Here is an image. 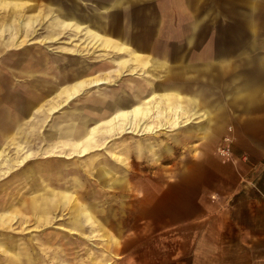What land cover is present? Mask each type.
<instances>
[{
    "label": "rangeland",
    "instance_id": "1",
    "mask_svg": "<svg viewBox=\"0 0 264 264\" xmlns=\"http://www.w3.org/2000/svg\"><path fill=\"white\" fill-rule=\"evenodd\" d=\"M35 1H38V10L48 4L45 0H31L30 3ZM60 1L64 2L65 7L78 5V13L90 11L98 15L105 13L100 6L110 0ZM10 13L17 18L26 17L23 5H2L0 29L7 26L6 19ZM106 15L107 35L130 45L149 59L163 60L173 66L188 64L201 67L209 64L214 56L223 55L226 63H212L205 75H209L208 72L213 73L215 77L220 78V82H225L227 76L234 72L233 69L227 68L228 65L231 66V63L247 57L248 53L243 51L252 46L264 47V0H122L119 5L106 11ZM51 25L57 28L55 24ZM45 26L44 23L35 24L30 28L28 32L31 39L20 34L18 37L12 36L13 46L4 43L11 35L0 31V61H6L14 54L16 58L21 52H31L36 56L30 62L34 70L45 69L43 64L40 67L36 66L35 62L37 59L41 62L45 57L48 61L46 66H51L53 61L62 66L77 59L83 62L87 73L89 66L100 67L96 71L93 70V73L110 74L112 69H117L112 68L111 61L119 54L104 51L99 47H94L88 52L85 36L78 34L74 37L70 29L62 30L65 34L53 43L31 44L34 39L45 34ZM63 70L68 72L67 68ZM4 75H8L7 72L0 69V79L9 78L14 84L12 91L20 93L19 97L22 98L12 108L30 104L34 111L36 109L38 112L33 118L24 117V122L16 128L12 127L7 135L0 132V137L3 138L0 143V195H9L0 196V199H6L0 200V264H9L13 251L18 258V263L15 264L206 262L200 253L203 223L197 218L200 208L195 204H201L200 192L205 185L203 166L199 163L204 155L220 158L221 161H232L234 154L229 138L231 128L225 126V132L219 136L215 132V115L211 114L207 132L188 139H184L182 135L185 129L200 123L207 124V121H200L175 131L161 130L155 134L154 139H149V136L145 135L147 133H126L115 138L113 135L97 131L89 154L78 157L74 153L77 139L72 135L71 125L82 124L79 120L83 115L75 120L69 116H72L74 108L78 109L75 106L81 103L79 98L68 100L67 96H64V100L60 101L55 92H50L48 96L43 95L39 85H30L28 79L22 75ZM185 77L187 82L193 81L190 73ZM36 78L53 83L50 85L57 88L61 85L56 70H50L49 74L45 75L36 73ZM140 78V75L125 73L118 76L116 82L102 85L100 89H115L127 79ZM158 80L160 79H155V83ZM204 83L207 99L211 102L212 92L208 89L207 82ZM98 90L99 87L89 88L79 96L98 97ZM217 96L223 104V87L222 90H214L213 98ZM1 104L2 102L0 108ZM51 108L55 110L51 112ZM12 113L17 114L16 110ZM62 113L64 118H61ZM0 118L4 119L1 113ZM62 119L64 129L69 132L62 131ZM167 120L168 116L161 113L159 124H169ZM105 121L107 120L101 122V127H97L98 130L103 129ZM155 122L158 120L152 124ZM89 124L91 127L95 126L94 122H88L87 126ZM172 136H177L180 144L174 143ZM144 139L168 144L172 150L170 158L173 160L165 162L160 154L152 157L153 159L132 155L130 152H136V147L148 143ZM126 152H129V165H121V159H127ZM58 156L60 158H57ZM110 156L116 157L119 164H107V158ZM136 161H143V165H134ZM143 166L151 170L150 175L156 177V180L143 179L146 188L153 184L162 192L158 200L172 205L157 209L126 210L125 225L118 229L123 237L118 238V230L111 228L116 219H111L108 226H105L106 221L102 218L104 215L99 211V203L103 202V198L99 196L103 180L97 178L100 176L98 173L116 172L121 167L137 169ZM145 174H148L147 171ZM126 175L128 182L130 179L137 181V178H131L130 172ZM26 191H29V194L25 195ZM40 194H47V198H44L50 204L47 212L34 209L36 201L39 203L41 200L37 197ZM31 200L34 207L30 205ZM212 200L215 204V200ZM212 208H216V205ZM116 211L117 208L111 213ZM211 217L216 220L215 215ZM134 224L137 226L134 227ZM105 228L120 241V251L117 254L109 252L111 248L105 243ZM135 234L142 236L139 242L134 240Z\"/></svg>",
    "mask_w": 264,
    "mask_h": 264
},
{
    "label": "crops",
    "instance_id": "2",
    "mask_svg": "<svg viewBox=\"0 0 264 264\" xmlns=\"http://www.w3.org/2000/svg\"><path fill=\"white\" fill-rule=\"evenodd\" d=\"M30 1L0 0V6L23 5L25 9V19L17 18L10 13L6 19L8 21L7 26L0 29L2 33L8 32L11 35L8 41L4 40L7 46H13L12 36L18 37L20 34L28 39L30 28H33L35 24L43 25L44 23V26L46 25L44 27L45 34L41 38L34 39L31 44H49L45 42L46 39H59L65 34L62 30L70 29L74 37H77L78 34L85 36L88 52L94 47H99L104 51L108 50L119 54L117 58H113L111 61L112 68L117 69L115 71L110 69L112 71L110 74L93 73V70L96 71L100 67L89 66L87 73L83 62L77 59H73L70 63L62 66L56 65L57 61L51 62V66H46L48 61L45 57L41 62L38 59L35 60L36 66L42 67L43 64L45 69L34 70V66L30 62L36 56L31 52H21V55L16 58V54H14L8 60L0 61V69L6 71L8 75H22L34 87L39 85L43 95L48 96L50 92H55L60 101L64 100V96L68 97L72 89L78 87V89L76 88L78 93L73 99L78 100L79 98L81 103L75 106L78 109L74 108L72 116L69 117L75 120L76 117L83 115L80 120L82 124L73 123V126L78 125L79 128L85 126L86 130L95 128L102 132L103 129L98 130L97 127H101V122L109 120L114 113L133 109L148 99L155 103L161 100V96L168 99V114L171 115V118L178 115L184 118L179 125L175 124L176 126H174L169 123V127L164 131H175L184 126L207 121V124L200 123L185 129L182 133L184 139L206 133L209 126V116L214 114L217 126L215 132L219 136L225 132V126L231 128L229 138L234 155L231 162L204 155L199 163L203 166L205 184L200 192L201 204L195 203L197 204L196 207L200 208L197 218L201 219V223H203L200 234V253L201 258L206 262L202 264H264V55H262L264 54V47L255 48L252 46L249 50L243 51L248 53L247 57L231 63V66L228 65L227 68L233 69L234 72L227 76L225 82H220V78L215 77L213 73L208 72L209 75H205L208 66L212 63H226L223 55L214 56L209 64L201 67H193L188 64L173 66L163 60L149 59L143 53L132 49L130 45L109 37L107 35L106 11L119 5L122 0H110L106 4H102L103 6L100 7L104 9L105 13L98 15H94L90 11L78 13V5L65 7L64 2L60 0H45L48 4L43 9L38 10V1L33 4ZM52 23L56 25V29L52 27ZM78 40L80 41V39ZM68 65L70 66L68 67ZM65 68L68 69V72L63 70ZM50 70H56L57 75L60 76L59 83L61 85L59 88L50 85L53 83L40 81L36 78V73L45 75L49 74ZM125 73L140 75L141 78L127 79L124 84L121 83L115 89L101 91L100 86L116 82L117 77ZM189 73L193 81L187 82L188 79L185 76ZM103 76L108 79L107 83L86 87L87 82L93 79H101ZM157 78L160 80L155 83ZM8 79H0V103L2 102L0 113L4 117V119L0 118L2 135H7L12 127L16 128V126L21 125L24 122V117L33 118V115L38 112L36 109L34 111V107L30 104L12 108L22 98L19 97L20 93L12 91L14 84ZM205 81L208 89L212 92L211 102L207 99ZM49 85L50 87H48ZM92 87H99L98 97L86 96L82 98L79 96L83 91ZM222 87L225 95L223 104L220 102L219 96L213 98L214 90H222ZM179 105L182 106L183 110H178ZM14 110L17 114L12 113ZM54 110L55 108H51V112ZM100 110L102 111L100 112ZM158 112L161 117V109ZM61 118H64V114ZM187 119L188 121H186ZM88 122H94L95 126L91 127L90 124L87 126ZM27 123L29 122L27 121ZM157 124L158 122H155L153 125L156 126ZM60 127L62 131H65L64 119L61 120ZM158 131L161 130L158 129ZM155 134L145 135L149 136V139H154L156 138ZM114 137L117 138L116 135ZM149 139H144L148 143L136 147L137 151L130 153L137 158H152L160 154L159 156L165 162L173 160L170 158L172 150L168 144L156 140L150 141ZM171 139L174 143L180 144L177 136H172ZM2 140L3 138L0 137V143ZM223 145L225 144L223 143ZM125 154L127 159L124 161L122 158L121 165H129L127 163L130 158L129 152ZM107 160V164H119L114 156L108 157ZM134 165H143V161H136ZM146 171L148 174H145ZM128 172H130L131 178H137V181L134 182L130 179L128 182L126 175ZM150 172V169L143 166L137 169L121 167L116 172L98 173L100 176L97 178L103 180L99 195L103 198V202L99 203V211L104 215L102 218L106 221L105 226H108L111 219H116L112 229L118 230L124 226L126 210L129 209H157L172 205L158 200V196L162 192L160 189L157 190L153 184L146 188L144 178L156 180V177L150 175ZM24 194H29V191ZM5 195L9 196L8 194ZM37 197H40L41 200L39 203L38 200L36 201L35 207L44 203L48 204L49 207L48 200L44 199L47 198V194H40ZM212 199L215 200V204ZM30 205L34 207L33 200L30 201ZM213 205H216V208H212ZM115 208L118 211L111 213ZM49 209L45 211L47 212ZM211 215H215L216 220L212 219ZM133 226L136 227L137 225L134 224ZM104 236L106 238L105 243L111 248L109 252L113 251L117 254L120 251V241L106 228L104 229ZM117 236L118 238L123 237L122 232L118 230ZM141 238L142 236L139 234L134 235L136 242H139Z\"/></svg>",
    "mask_w": 264,
    "mask_h": 264
},
{
    "label": "bare ground",
    "instance_id": "3",
    "mask_svg": "<svg viewBox=\"0 0 264 264\" xmlns=\"http://www.w3.org/2000/svg\"><path fill=\"white\" fill-rule=\"evenodd\" d=\"M55 40H57V38L46 39L45 42L46 43H53V42H55ZM107 81L108 80L105 79V78L93 79V80L87 82L85 85H86V87L99 86L101 84L107 83ZM76 88L78 89V87H75L74 89L71 90L70 94L67 97L68 100H70L71 98H73L78 93L77 92L78 90H76ZM168 103H169L168 102V99L165 96H161V100H158L155 103H153V100L148 99V100H145V101L139 103L133 109L125 110V111H120L118 113H114L109 120H107V121L104 122V126H103L102 132L105 135H107V134L109 136L110 135H113V136L116 135L118 137L121 136V135H124L126 133H133V134H137V135H143L144 133H147V134H155L158 131V129L165 130L166 128L169 127V124H165V123L164 124H159L160 113L159 112L157 113V111H159L160 109H161V112L164 115H167L168 116V120L167 121H169L171 125H174V126L179 125L181 122H183L182 119H184V118L182 116L180 117L178 114H177L178 116H176L175 118H171V115L169 116V114H168V112H169ZM178 110H183V108H182L181 105L178 106ZM101 111L102 110H100V112ZM178 112H181V111H178ZM155 120L156 121L158 120V124L159 125L154 126L153 125L154 123L152 124V122L155 121ZM186 121H188V119ZM71 126L74 128V130L72 131V135L78 141L77 143L75 142V145H74L75 146L74 153L78 157H80V156H86L87 154H89V150L91 148H93L94 137L96 135L97 130L95 128H92L91 130H86L85 129L86 128L85 126H84V128H81V127L79 128L78 125H75V126L71 125ZM66 131H68V130L65 129L64 132H66ZM82 138H83L84 141H82ZM23 162L24 161L22 160V163ZM5 197H6V195H5ZM1 199H3V198H1ZM3 200H6V199H3ZM1 206H2V204H1ZM48 208H49L48 207V204H46V203H44L43 205H40L39 204L36 207H34V209L43 210V211L47 210ZM12 254L13 255L10 254L12 257L9 260V264L18 263V261H17L18 258L16 256L17 255L16 252L13 251Z\"/></svg>",
    "mask_w": 264,
    "mask_h": 264
}]
</instances>
